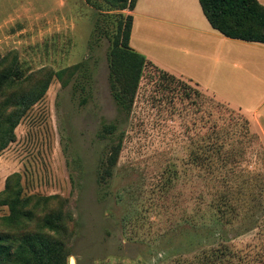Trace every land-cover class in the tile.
<instances>
[{
  "label": "rangeland",
  "instance_id": "1",
  "mask_svg": "<svg viewBox=\"0 0 264 264\" xmlns=\"http://www.w3.org/2000/svg\"><path fill=\"white\" fill-rule=\"evenodd\" d=\"M51 2L0 0V22L27 4L41 9ZM77 6L76 25L67 26L62 18L59 28H48V33L34 18L22 17L10 28H0L1 54L9 62L16 59L23 75L32 76L31 84L43 70L57 72L87 61L90 71L76 88L74 81L63 87L55 78L23 117L16 140L0 153V194L7 178L17 174L23 196L64 199L54 201L51 209L63 207L74 217L67 242L68 260L74 258V264L210 263L202 248L187 247L193 233L215 247L226 241L236 253L232 264L256 258L264 248L260 136L238 110L188 80L164 79L150 64L131 115L120 114L109 86L111 42L95 33L100 12L85 0H77ZM109 13L101 23L113 36L119 12ZM137 21L133 47L166 63L170 35L163 27ZM104 122L118 124L116 135L100 136ZM122 132L114 176L100 183L102 162ZM204 159L214 160L213 165H204ZM225 194L234 207L229 217L210 205ZM9 214V207L0 205V217ZM36 222H31L34 231Z\"/></svg>",
  "mask_w": 264,
  "mask_h": 264
},
{
  "label": "trees",
  "instance_id": "2",
  "mask_svg": "<svg viewBox=\"0 0 264 264\" xmlns=\"http://www.w3.org/2000/svg\"><path fill=\"white\" fill-rule=\"evenodd\" d=\"M100 12L95 25V33L107 37L111 44L108 52L109 86L118 112L127 118L131 115L141 78L150 64L144 55L132 48L131 36L133 15H126L125 10L133 11L137 0H87ZM203 13L212 27L222 35L236 40L264 44V5L259 0H199ZM117 11V28L113 36L102 25L109 12ZM16 58V57H15ZM154 66V65H152ZM156 67V66H154ZM158 68V67H156ZM164 79H177L176 76L159 69ZM43 76L31 84L32 76H24L19 62H9L0 51V153L16 140L15 130L28 111L43 97L51 82L56 78L63 87L72 81L79 87L82 80H88L90 71L87 61L64 68L57 72L43 70ZM200 93V92H199ZM118 124L104 122L100 131L102 138H110L118 132ZM123 134L117 142L110 145L108 154L102 162L99 182L105 183L114 176L123 149ZM209 147H213L210 145ZM197 162V157H194ZM204 165L212 166V159H204ZM13 174L7 178L4 191L0 194V205L8 206L9 215L0 217V264H70V250L67 242L72 238L69 224L73 215L63 207L51 209V204L65 201L60 196H23V189ZM16 177L17 183H13ZM216 201V202H215ZM222 216H231L234 211L228 194L220 200L210 201ZM38 212L42 213L37 215ZM220 220H223L219 217ZM218 218V219H219ZM37 221L35 231L31 222ZM228 223L230 221H227ZM18 230L12 233L10 229ZM187 247L202 248V254L210 261L208 264H232L236 253L226 241L215 244L203 242V236L189 235ZM213 245V246H212ZM197 250V249H196ZM254 258L245 259V264H263L264 248ZM212 258L214 260H212ZM216 261V262H215ZM243 262V259L241 260ZM241 262V263H242Z\"/></svg>",
  "mask_w": 264,
  "mask_h": 264
},
{
  "label": "crops",
  "instance_id": "3",
  "mask_svg": "<svg viewBox=\"0 0 264 264\" xmlns=\"http://www.w3.org/2000/svg\"><path fill=\"white\" fill-rule=\"evenodd\" d=\"M174 1L173 6L166 5ZM198 6L199 0H137L135 9L129 11L133 15L130 44L152 65L194 83L219 103L238 110L264 143V44L222 35ZM38 9L32 4L16 9L0 22V28H10L22 17L42 23L44 33L59 28L62 18L67 26L76 25L72 19L78 12L77 0H54ZM138 18L145 25L163 27L170 35L166 63L156 62L144 48H134Z\"/></svg>",
  "mask_w": 264,
  "mask_h": 264
},
{
  "label": "water",
  "instance_id": "4",
  "mask_svg": "<svg viewBox=\"0 0 264 264\" xmlns=\"http://www.w3.org/2000/svg\"><path fill=\"white\" fill-rule=\"evenodd\" d=\"M70 264H74V258L70 259Z\"/></svg>",
  "mask_w": 264,
  "mask_h": 264
}]
</instances>
